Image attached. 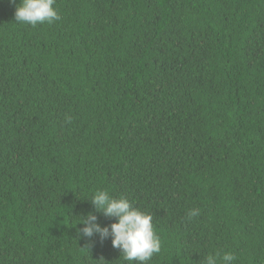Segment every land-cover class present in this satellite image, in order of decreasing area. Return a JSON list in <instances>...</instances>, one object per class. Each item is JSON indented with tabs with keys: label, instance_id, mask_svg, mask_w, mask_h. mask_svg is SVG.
<instances>
[{
	"label": "trees",
	"instance_id": "1",
	"mask_svg": "<svg viewBox=\"0 0 264 264\" xmlns=\"http://www.w3.org/2000/svg\"><path fill=\"white\" fill-rule=\"evenodd\" d=\"M20 3L0 0V264H136L83 235L118 222L97 191L153 216L148 264H264V0H55L35 27Z\"/></svg>",
	"mask_w": 264,
	"mask_h": 264
},
{
	"label": "clouds",
	"instance_id": "2",
	"mask_svg": "<svg viewBox=\"0 0 264 264\" xmlns=\"http://www.w3.org/2000/svg\"><path fill=\"white\" fill-rule=\"evenodd\" d=\"M55 0H21L15 11V21L35 27L37 24H52L61 19L56 11ZM67 123L71 117H65ZM97 212L107 217H115L118 222L109 227H101L96 221V215L89 213L83 219L85 227L81 230L85 237L91 238L99 234L101 240L111 236L112 246L121 251L124 259L136 264H148L152 257L161 252L162 241L156 234L152 223L153 216L134 208L124 197L112 198L107 191H97L91 198ZM199 210L191 209L187 213L189 220L199 215ZM90 249V245H85ZM235 259L230 253L222 256L217 253L206 257V264H231Z\"/></svg>",
	"mask_w": 264,
	"mask_h": 264
}]
</instances>
